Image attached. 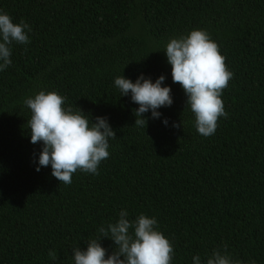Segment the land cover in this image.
I'll return each mask as SVG.
<instances>
[{"label": "trees", "instance_id": "obj_1", "mask_svg": "<svg viewBox=\"0 0 264 264\" xmlns=\"http://www.w3.org/2000/svg\"><path fill=\"white\" fill-rule=\"evenodd\" d=\"M0 11L31 27L0 71V264H74L73 249L86 250L121 210L157 219L172 264L206 261L225 244L242 264H264V0H0ZM193 29L217 42L233 73L222 93L228 115L207 137L164 50ZM141 74L165 75L173 103L136 126L139 105L114 81ZM41 90L90 124L107 118L116 137L98 175L78 170L65 185L51 165L36 170L43 144L31 143L23 101Z\"/></svg>", "mask_w": 264, "mask_h": 264}, {"label": "clouds", "instance_id": "obj_2", "mask_svg": "<svg viewBox=\"0 0 264 264\" xmlns=\"http://www.w3.org/2000/svg\"><path fill=\"white\" fill-rule=\"evenodd\" d=\"M30 31V25L23 20L16 23L8 13L0 11V71L12 63L10 45L29 43ZM164 50L172 66L173 83L180 84L186 93V105L195 116V128L203 136L213 135L219 118L228 115L222 93L233 77L219 45L205 30L193 29L187 35L171 38ZM165 79L161 75L153 82L141 74L133 82L124 75L116 77L114 83L122 95L131 93V100L139 105L134 112L136 126L147 125L144 114L149 110L153 118H159L158 109L172 105V89L163 86ZM23 103L31 110V118L27 120L31 143L43 144L37 171L51 165V174L65 185L72 183L78 170L99 174V165L110 155L109 138L116 137L106 117H96L90 124L81 108L74 110L71 105L66 108L65 97L55 90H41ZM164 123L168 124L167 118ZM157 224L155 217L144 213L130 220L127 210H121L116 222L101 226L99 236L87 240L86 250L79 246L73 249L74 264H172L174 246ZM105 237L115 244L110 255L101 244ZM227 247L225 244L223 250L214 249L203 262L197 254L192 258L193 264H242L232 258ZM48 255L51 260L57 259L54 249Z\"/></svg>", "mask_w": 264, "mask_h": 264}]
</instances>
